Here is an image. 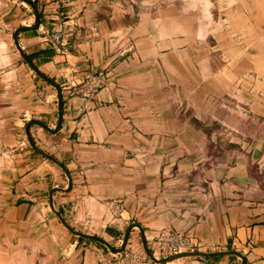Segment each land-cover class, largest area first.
<instances>
[{"label": "crops", "instance_id": "obj_1", "mask_svg": "<svg viewBox=\"0 0 264 264\" xmlns=\"http://www.w3.org/2000/svg\"><path fill=\"white\" fill-rule=\"evenodd\" d=\"M29 1L39 24L17 42L59 87L63 105L54 133L36 124L28 133L71 182L26 145L29 122L57 127V91L10 49L35 13L6 0L11 17L26 19L10 39L0 31L5 264H100L120 254L63 223L116 250L127 235L124 249L139 257L130 264H264V0L156 8ZM57 31L61 48L50 41ZM99 72L108 85L93 99L68 95L69 83ZM111 201L123 204V219H111ZM162 229L187 232L198 242L194 252L216 255L164 261L175 255L153 253L149 242Z\"/></svg>", "mask_w": 264, "mask_h": 264}, {"label": "built area", "instance_id": "obj_2", "mask_svg": "<svg viewBox=\"0 0 264 264\" xmlns=\"http://www.w3.org/2000/svg\"><path fill=\"white\" fill-rule=\"evenodd\" d=\"M65 36L57 31L50 41L54 46L61 48L64 46ZM108 85L106 73H97L86 76L79 83H69L65 90L69 96H79L83 100L93 99L97 93ZM111 219H123L124 207L120 201L108 203ZM150 250L153 253L164 255H178L183 252H194L198 247L197 240L187 232H177L162 229L150 239ZM139 257L132 250H123L120 254H113L104 257L100 264H130Z\"/></svg>", "mask_w": 264, "mask_h": 264}, {"label": "water", "instance_id": "obj_3", "mask_svg": "<svg viewBox=\"0 0 264 264\" xmlns=\"http://www.w3.org/2000/svg\"><path fill=\"white\" fill-rule=\"evenodd\" d=\"M22 2H25L27 3L31 8L32 10L34 11V15H35V22H34V25L30 26V27H20L18 28L15 32H14V35H13V43H14V46L16 47L19 55L22 57V59L29 65V67L41 78L43 79L45 82L49 83L50 85H52L53 87L56 88V91H57V100H58V124H57V127L54 129V130H50L48 129L47 127H45L43 124H41L40 122H37V121H31L29 122L26 127H25V136H26V141H27V144L28 146L35 152H37L38 154H40L41 156H43L44 158H46L47 160L51 161L52 163L56 164L57 166H59L67 175V179H68V183L70 185V182H71V179H70V176L69 174L67 173V171L65 170V168L62 166V164L60 162H58L55 158H53L52 156L44 153L43 151H41L39 148H37L35 146V144L33 143L32 139L30 138L29 136V133H28V128L30 125L32 124H36V125H39V126H42L43 128H45L47 131L49 132H55L58 128H59V124H60V119H61V116H62V105H63V102H62V96H61V91L59 89V87L53 82L51 81L50 79H48L47 77H45L44 75H42L34 66L33 64L30 62V60L25 56V54L22 52L21 48L19 47V44L17 42V36L18 34H20L21 32H24V31H27V30H31V29H35L37 28L38 24H39V16L36 12V9H35V6L29 1V0H20ZM55 191V190H54ZM57 191V190H56ZM64 226L69 230L71 231L72 233H74L75 235L77 236H80V237H86L92 241H95V242H98L102 245H104L105 247H107L110 251L112 252H118V253H121L123 250H124V246H125V242H126V239H127V235L125 236L124 240H123V243H122V247L119 249V250H116L114 248H112L111 246H109L105 241L99 239V238H96V237H89V236H83L79 233H76L74 231H72L70 228H68V226L63 223ZM146 245V244H145ZM145 249V252L148 256H150L152 258V255L150 253V251H148L146 249V247H144ZM216 254H202V253H198V252H194V253H184V254H180V255H175V256H171L169 257L168 259L164 260V261H171V260H174V259H177V258H182V257H210V256H215Z\"/></svg>", "mask_w": 264, "mask_h": 264}, {"label": "rangeland", "instance_id": "obj_4", "mask_svg": "<svg viewBox=\"0 0 264 264\" xmlns=\"http://www.w3.org/2000/svg\"><path fill=\"white\" fill-rule=\"evenodd\" d=\"M131 1H133L137 5H140L141 7L156 8V7L171 3V2H174V3L178 2L179 0H131ZM204 1L207 2L208 0H204ZM5 2H6V0H0V31H2V29H3L6 32V34H8L7 38L10 39L9 34L12 33V29L14 28V26L17 25L18 21L25 20L26 16L20 17V14L18 13L16 15L17 17L14 15H12V17H11V14H10L11 11L7 10V8H5V5H4ZM16 4H17V2L14 3V5H16ZM5 18H8V19L5 20ZM0 39H2V38H0ZM14 48H15L14 45H12L10 49L15 51ZM5 51H6L5 44H3L0 40V57H2L6 53ZM13 53H15V52H13ZM3 64H5V61L0 60V69L3 66ZM26 145H27V142H26ZM5 263H6V259H4L3 256H0V264H5Z\"/></svg>", "mask_w": 264, "mask_h": 264}]
</instances>
